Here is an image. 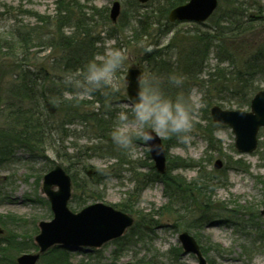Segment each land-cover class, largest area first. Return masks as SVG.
I'll list each match as a JSON object with an SVG mask.
<instances>
[{"label":"rangeland","instance_id":"374dc122","mask_svg":"<svg viewBox=\"0 0 264 264\" xmlns=\"http://www.w3.org/2000/svg\"><path fill=\"white\" fill-rule=\"evenodd\" d=\"M113 1H118L120 7L116 19L111 21L109 9ZM240 1L244 8L249 9L248 14L253 12L261 14L259 20L252 19V22H249L243 38L239 36L225 44V46L242 47L243 55L246 49L253 50L264 42V0ZM78 2L87 22L92 26L90 32L98 52L96 57L104 55L114 47L126 50L128 56L126 69L128 66L143 65L145 67L142 61V44L132 39L136 31V21L133 16L137 14L135 10L138 9L134 6L133 0H78ZM218 4V12L223 13L227 0L226 2L218 0ZM254 5L255 7L251 10V6ZM95 9L102 13H97ZM142 10V8L139 9L140 12ZM104 13L109 21L101 17ZM38 14L49 16L52 19L55 14V0H0V52L5 53L6 56L9 52L7 46L13 41L12 37L20 39L21 44L19 45L23 46L21 51H24V54L17 53L19 48L14 49V52L18 58H25L26 66L28 65L32 70L41 68L46 76L62 75L63 73L58 70L54 62L55 53L42 44L52 33V26L39 23L36 18ZM40 24L48 27H43L40 30L41 33L36 34L32 28ZM210 24L211 22L206 21L201 29L207 30ZM176 30H179L180 34H183L181 31L192 32L193 25L191 22L181 21L175 29L173 28L174 32ZM73 31V24H65L61 30L67 36ZM39 34L42 38L40 41L30 39L34 36L38 38ZM171 35L172 32L165 34L161 39L163 44H166ZM23 37L29 41H22ZM23 42L26 45H22ZM15 45H17L16 42ZM213 52L212 47V53L208 56L205 68L206 72L208 70L213 72L215 69L217 62ZM14 59L15 57L13 59L6 57L9 63ZM230 65L231 63L226 61L220 64L226 70ZM126 69L120 74L122 88L119 95L112 100L110 109L104 107L106 99L104 95L102 104L99 101L100 94L83 99H73L78 101L80 109L77 110V114L74 113L73 117L70 116L71 122L64 125L68 133L65 137L62 135L59 123L62 119L68 118L67 114L58 109L48 110L50 114L44 116H47L46 123L50 131L44 134L42 142L33 149L10 144L11 154L9 152L0 161V216L3 217L0 222V236L7 235V231L11 232L17 235V239L22 240L21 242H27L26 246H28L16 256L37 250L33 238L39 230L38 222L52 218L49 201L42 191V177L55 164L61 165L69 174L74 175L79 186L85 175L82 165L86 168L90 166V170L94 169L98 174L97 178H94L95 181L93 180L92 189L101 198L99 200L82 199L81 188L75 189L72 185L71 196L67 202V207L72 212H77L96 201L115 206L136 188L134 178L138 174L149 175L151 171H155L149 153L141 158L132 159L117 149L115 152L116 154L118 152V157L111 156L108 151H114L113 144L110 150L103 148V146H110V137L102 141L103 143H98L99 141L95 139L97 128L91 116L88 115L91 113L92 116L95 114L98 118L107 119L108 110L110 124L107 126V135L109 136L116 111L127 106L124 78ZM10 79V74L6 70L0 72V89H3ZM253 83L257 86V91L264 89V75L255 74ZM194 89L197 88L194 87ZM59 95L60 100H63L60 101L61 105L68 101L64 98V92ZM232 102L233 100L231 102L212 100L209 103L213 104L208 105L205 99L204 107L196 117L193 139L189 143H180L175 139L161 140L165 150L166 169H171L173 175L183 177L187 181L198 178L200 174L216 176L211 181L212 191H209L207 187L206 194L197 195L195 193L198 197L193 200L188 196L183 197L179 205L191 204L192 212L173 211L170 215L157 214V211H164L161 208L168 204V199L164 195V187L160 181L148 182L132 198L134 212L130 214L134 219L138 216L148 219L152 215L153 220H156L158 224L149 236L146 235L143 240L134 239L130 242H122L120 249L114 253L117 245L114 240L96 249L82 247L72 250L63 246H53L52 248L67 251L64 264H123L126 262L195 264V256L183 253L182 250L178 258L173 259L174 262L168 257V252L173 247H180L178 234L183 231L192 235L200 249L203 248L202 254L207 263L264 264V217L260 213V210L264 208V190L261 186L263 184L261 180L264 181V129L259 132L258 146L253 152H238L234 147V134L231 128L228 125L213 122L209 113L212 105H218L223 109H238ZM4 103L2 99L0 101V129L13 125H11L12 116L9 115V110L3 109ZM241 109L249 110V106H243ZM84 112L86 120L81 119ZM3 142H0V146ZM98 145H101L102 150L96 148ZM93 146H95L94 149H92ZM65 157H68L67 161ZM116 159H119L117 162L121 161V163L116 164ZM216 159L221 160L219 169L214 167ZM177 160H183L180 163L181 166L177 165ZM237 160L241 161L237 163ZM183 163L186 165L183 166ZM102 172H106V175H101ZM199 180L203 181L204 185L207 184L206 181ZM205 198L209 200L206 210L201 205ZM179 205L174 209H177ZM203 210L208 212H205L206 217L201 219L199 214ZM192 217L199 218V220L191 221ZM29 241L33 246L29 245ZM53 254L57 255V252L47 253L45 257L41 255L36 264H46V261L48 263ZM137 260H142V262H136ZM55 264H60V261Z\"/></svg>","mask_w":264,"mask_h":264},{"label":"trees","instance_id":"16d2710c","mask_svg":"<svg viewBox=\"0 0 264 264\" xmlns=\"http://www.w3.org/2000/svg\"><path fill=\"white\" fill-rule=\"evenodd\" d=\"M186 1L149 0L144 4H140L136 0H133L134 6L138 9L135 10L137 14L133 16L136 21V31H134L132 39L136 43L142 44V61L145 64V69L158 72L174 70L182 72L187 77V86L201 90L204 94V100L206 99L208 105L213 104L209 103L212 100H227L228 102L233 100L232 103L236 108L249 106L251 97L257 91V86H254L253 83L254 76L255 74L264 75V42L253 50L246 49L243 55L244 49L242 47H231L230 45L229 47L228 45L225 46V44L229 40L239 36L243 38L247 32L249 22H252V19L259 20L261 14L255 12L248 14L247 11L249 9L244 8L241 1L227 0L223 13L218 12V4L214 13L208 18L207 21L211 22V24L208 25L207 30L201 29L205 23H192V32L181 31L183 34H180L179 30L173 31L178 22H170L167 14L171 8ZM254 7L255 5L249 8L252 10ZM141 8L143 9L142 12L139 11ZM95 11L102 13L98 9H95ZM84 17L78 0H55V14L52 19L49 16L41 14L36 16L39 23L52 26V33L42 44L48 46L55 53L54 62L61 73L80 68L89 58L98 55L95 43L92 41V33L90 32L92 26L87 22L86 17ZM101 17L109 21L105 13ZM65 24L74 25V31L69 36L61 32ZM43 27L48 26L40 24V26L33 27L32 29L37 34L41 33L40 30ZM171 32L172 35L166 44H163L161 39L165 34ZM12 39V43L7 46L9 49L8 54L5 56V53L0 52V72L6 70L11 77L4 85L5 87L0 89V101L2 99L5 101L3 109L9 110V115L12 116L11 125L13 124L6 127V129H0V142H5L0 146V161L11 151L10 148L12 147H10V144L33 149L42 142L41 139L44 134L50 131L46 123L48 121L46 119L47 116H44L50 114L48 110L58 109L67 114L66 117L68 118L62 119L59 123V128L65 137L68 133L64 129V125L70 123V116L73 117L74 113L77 114V110L80 109L78 101L73 99L66 101L62 105L60 104V101L62 102L63 100H60L59 94L64 92L61 83L62 75L46 76L45 71L43 72L41 68L38 70L30 69L24 63L25 58H18V55L14 52V49L19 48V52L17 53L24 54V51H21V47L23 46L20 47L19 45L21 44V41L19 43L20 39L14 37ZM30 39L40 41L42 38L40 35L38 38L34 36ZM14 41L18 46L15 45ZM22 41L26 42L29 40L23 37ZM25 42L22 45H26ZM212 47L214 48L213 54L217 63L214 66L213 72H209V70L206 72L205 68L208 56L212 53ZM6 57H11L12 59L15 57V59L9 63L6 61ZM224 61L231 63L227 70L220 66ZM99 94V101L102 104V99H104L103 94L97 92L95 95L99 96ZM106 113V115H109L107 119L98 118L95 114L92 116L91 113H88L94 126L97 128L95 129V139L99 141L98 143H103L102 141H106V138L109 137L107 135V126L110 124V112L107 110ZM82 115L83 118L81 119L86 120V113L84 112ZM111 145L112 143L110 146H103V148L110 150L113 146L114 151H108V153H111L113 157H118V152L117 154L115 152L117 150L116 147ZM94 148L95 146L92 149ZM96 148L102 150L101 145L96 146ZM65 160L67 161L68 157H65ZM118 160L116 159V164L121 163V161L117 162ZM237 161L239 163L241 160ZM181 162L183 160H177L176 163L181 166ZM185 165L186 163H183V166ZM82 169H84L85 175L80 186L75 176L69 174L73 187L75 189L81 188L82 199L92 198L93 200H99L101 196L92 189L95 181L94 178H97L98 175L97 172L94 169L91 171L90 166L86 168L85 165H82ZM65 171L68 173L66 169ZM101 175H106V172H102ZM215 178V175L205 176L200 174L198 178L187 181L183 177L173 175L171 169H166L161 175L155 171H151L149 175L138 174L134 178L136 188L131 191L127 198L119 201L114 207L128 214L134 212V201L132 202V198L148 182L154 180L160 181L163 184L164 195L168 199V204L161 208L164 211H157V214L167 213L170 215L173 211L192 212L190 209L191 204L179 205L183 197L188 196L193 200L195 197H198L197 195L206 194L205 190L207 187H209V191H212L211 181ZM199 179L206 181L207 184L210 183V185H204L203 181ZM261 182L263 183L261 186L264 190V181L261 180ZM202 203L201 205L204 209H208L206 207L209 206L208 198H205ZM177 205H179L178 208L174 209ZM205 212L203 210L199 214L201 219L206 217L207 214ZM2 219L3 217L0 216V222ZM192 219L191 221L199 220V218L196 219L194 217ZM157 224L158 222L153 220L152 215L148 219L138 216L137 219H134L132 226L127 229V233L114 240L117 245L113 253L120 249L122 242H130L134 239L136 241L143 240L146 235H150V232ZM21 241L17 239V235L8 231L7 235L0 236V264H16V254L28 247L26 246L27 242ZM29 245L33 246L32 242L29 241ZM201 250L203 252L202 247ZM54 251L57 252V255L53 254L48 263L46 261V264H55L57 261H60V264H64L67 259V251L65 250L54 247L42 254V257ZM180 252V247H173L168 252L169 259L174 262L173 259L176 260ZM136 262L141 263L142 260H137ZM148 264L153 263L148 262ZM208 264L214 263L209 262Z\"/></svg>","mask_w":264,"mask_h":264},{"label":"water","instance_id":"95a60500","mask_svg":"<svg viewBox=\"0 0 264 264\" xmlns=\"http://www.w3.org/2000/svg\"><path fill=\"white\" fill-rule=\"evenodd\" d=\"M145 3L148 0H137ZM218 0H188L171 8L168 20L201 23L214 12ZM120 4L113 1L109 18L114 21L119 14ZM138 66H128L125 73L127 98L134 93L138 76ZM210 117L216 123L228 125L234 134V146L240 153H250L257 148L258 133L264 129V89L258 90L250 100L249 110L223 109L218 105L210 107ZM162 144V142L160 141ZM163 145V144H162ZM157 173L166 170L165 150L157 154L149 152ZM214 167H221V160L214 161ZM42 191L49 201L52 218L38 222V233L34 236L37 252L22 253L15 259L16 264H36L40 255L53 245L77 250L82 247L98 248L107 241L121 237L133 223V217L110 204L97 201L88 204L77 212L67 207L71 196V178L63 167L55 164L42 177ZM260 213L264 216V208ZM178 242L183 253H191L195 264H207L195 238L186 231L178 234ZM123 264H134L126 262Z\"/></svg>","mask_w":264,"mask_h":264},{"label":"clouds","instance_id":"9594fccd","mask_svg":"<svg viewBox=\"0 0 264 264\" xmlns=\"http://www.w3.org/2000/svg\"><path fill=\"white\" fill-rule=\"evenodd\" d=\"M127 61L126 50L113 47L102 56L89 58L82 67L64 72V98L83 99L101 92L106 98L104 107L110 109L121 91L120 74ZM138 67L141 75L135 91L128 97L127 106L116 111L109 130L111 143L132 159L152 151L159 154L163 150L161 140L189 143L196 117L205 104L203 92L189 88L182 72Z\"/></svg>","mask_w":264,"mask_h":264}]
</instances>
